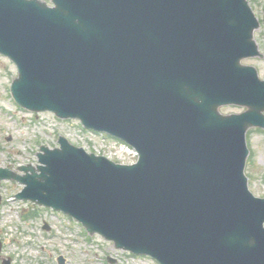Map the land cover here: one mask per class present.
<instances>
[{
  "label": "water",
  "instance_id": "95a60500",
  "mask_svg": "<svg viewBox=\"0 0 264 264\" xmlns=\"http://www.w3.org/2000/svg\"><path fill=\"white\" fill-rule=\"evenodd\" d=\"M51 2L0 0L14 100L119 138L140 159L117 165L62 137L37 169H0V182L159 264H264V198L245 175L246 134L264 129V81L242 63L261 56L247 0ZM229 105L247 110L224 115Z\"/></svg>",
  "mask_w": 264,
  "mask_h": 264
},
{
  "label": "rangeland",
  "instance_id": "374dc122",
  "mask_svg": "<svg viewBox=\"0 0 264 264\" xmlns=\"http://www.w3.org/2000/svg\"><path fill=\"white\" fill-rule=\"evenodd\" d=\"M249 2L262 21L264 0ZM255 39L263 57L244 63L254 66L264 80V24L255 32ZM17 76L16 66L0 55V169L11 165L13 172L20 173V166L39 164L37 153L41 146H58L60 136L78 145L86 137L74 128H77L74 122L67 124L53 115L32 114L20 108L11 95V85ZM222 110L225 114L241 112L236 107ZM247 143L249 188L257 197H264V130H250ZM23 188L16 181L0 183V264H58L59 256L67 260L65 264H157L150 258L118 251L101 237L89 236L78 223L50 219L41 208L15 198ZM45 226L50 230H45ZM109 258L115 263L109 262Z\"/></svg>",
  "mask_w": 264,
  "mask_h": 264
}]
</instances>
